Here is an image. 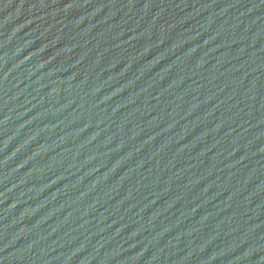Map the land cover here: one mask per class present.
<instances>
[{"label":"water","instance_id":"water-1","mask_svg":"<svg viewBox=\"0 0 264 264\" xmlns=\"http://www.w3.org/2000/svg\"><path fill=\"white\" fill-rule=\"evenodd\" d=\"M0 264H264V0H0Z\"/></svg>","mask_w":264,"mask_h":264}]
</instances>
